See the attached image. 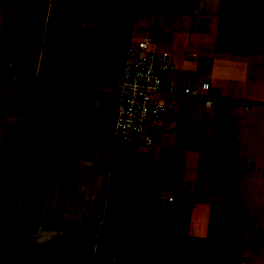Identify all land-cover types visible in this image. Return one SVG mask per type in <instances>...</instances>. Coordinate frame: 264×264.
Returning <instances> with one entry per match:
<instances>
[{"label": "crops", "instance_id": "0c3cea01", "mask_svg": "<svg viewBox=\"0 0 264 264\" xmlns=\"http://www.w3.org/2000/svg\"><path fill=\"white\" fill-rule=\"evenodd\" d=\"M146 35L215 97L169 111L150 147L112 140L126 44ZM225 120L244 142L206 141ZM229 150L232 169L213 157ZM251 198L264 0H0V264H262Z\"/></svg>", "mask_w": 264, "mask_h": 264}, {"label": "built area", "instance_id": "2783aa9c", "mask_svg": "<svg viewBox=\"0 0 264 264\" xmlns=\"http://www.w3.org/2000/svg\"><path fill=\"white\" fill-rule=\"evenodd\" d=\"M181 68L172 53L152 36L128 40L115 85L113 142L150 147L156 129L169 111L178 110L181 102L200 103L206 108L213 105L215 97L208 81L181 83L171 76Z\"/></svg>", "mask_w": 264, "mask_h": 264}, {"label": "rangeland", "instance_id": "374dc122", "mask_svg": "<svg viewBox=\"0 0 264 264\" xmlns=\"http://www.w3.org/2000/svg\"><path fill=\"white\" fill-rule=\"evenodd\" d=\"M192 62V61H191ZM187 80L188 81H190L188 78H187ZM196 106V105H195ZM183 107V106H182ZM181 107V108H182ZM189 108H188V110H186V113H188L187 111H190L192 108H191V106H188ZM185 108V107H184ZM184 108H182V110L184 109ZM195 109H194V111H193V113H192V115H189V120H188V122H186V124H188V127L189 128H194V126L198 123V121L200 120V116H202V110H204V109H202L200 106H198L197 108L196 107H194ZM229 120H225V121H221V123L220 124H218L217 125V127L215 128V129H213L214 131H215V133H213V134H205L203 137H205V139H206V141L209 139V141H218V140H220V139H222V138H226V136H227V138L229 139V141H232L231 143L232 144H235V142L238 140V138H242V135H238V134H235L236 133V129H238V127H241V125H239V124H237V125H235L234 123L232 124V123H230V122H228ZM197 122V123H196ZM208 123V122H207ZM204 124V123H203ZM207 125H210V123H208ZM186 127H187V125H186ZM209 127H212V126H209ZM209 127L207 128V130H209ZM235 132V133H232V132ZM221 133L222 135H219L218 133ZM196 132H194V134H195ZM246 140V139H245ZM244 140V141H245ZM208 141V142H209ZM241 141L242 142H244L243 141V139H241ZM237 142H239V141H237ZM239 152L238 151H234V150H229V151H227V152H223V151H218V152H213V157L215 156L216 157V159L217 160H219V161H223L224 163H225V165L227 166V168L228 167H230V168H228V169H232L233 168V166H238V164L239 163H237L236 161L238 160V156H237V154H238ZM231 154H233V156L235 157V161H234V164H231V163H229V161L231 160L230 159V155ZM215 157H214V159H215ZM230 159V160H229ZM236 163V164H235ZM236 168V167H235ZM221 174L220 173H218L217 174V177L219 176V179L221 178H223V179H225L226 178V175H224V174H222L221 176H220ZM230 201H234L235 203H237V204H240L241 203V199H239V198H235V199H233V200H230ZM247 202H249L248 204H249V206H250V209L251 210H253V211H260V217H261V230H262V233L264 232V199H255V198H251V199H249V200H246ZM262 264H264L263 263V261H262Z\"/></svg>", "mask_w": 264, "mask_h": 264}]
</instances>
